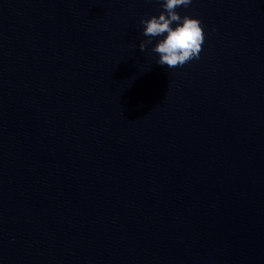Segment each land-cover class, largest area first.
Returning a JSON list of instances; mask_svg holds the SVG:
<instances>
[{
    "label": "water",
    "instance_id": "1",
    "mask_svg": "<svg viewBox=\"0 0 264 264\" xmlns=\"http://www.w3.org/2000/svg\"><path fill=\"white\" fill-rule=\"evenodd\" d=\"M161 11L0 0V264H264V0L177 8L172 69Z\"/></svg>",
    "mask_w": 264,
    "mask_h": 264
},
{
    "label": "clouds",
    "instance_id": "2",
    "mask_svg": "<svg viewBox=\"0 0 264 264\" xmlns=\"http://www.w3.org/2000/svg\"><path fill=\"white\" fill-rule=\"evenodd\" d=\"M162 11L150 19H141L143 27L142 35L147 37L140 42L139 48L144 52L151 45L154 38L158 40L151 52L159 59L156 61L160 66L168 69L183 67L192 60H199L205 41L204 28L201 20L181 16L176 9L187 8L192 0H158ZM173 24L176 26L173 28Z\"/></svg>",
    "mask_w": 264,
    "mask_h": 264
}]
</instances>
